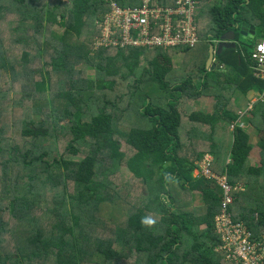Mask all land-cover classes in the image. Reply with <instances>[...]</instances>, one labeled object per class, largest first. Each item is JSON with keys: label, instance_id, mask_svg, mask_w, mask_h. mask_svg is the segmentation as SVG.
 Here are the masks:
<instances>
[{"label": "trees", "instance_id": "16d2710c", "mask_svg": "<svg viewBox=\"0 0 264 264\" xmlns=\"http://www.w3.org/2000/svg\"><path fill=\"white\" fill-rule=\"evenodd\" d=\"M106 2L0 0V264H235L215 250L223 189L194 171L213 157L233 187L228 211L261 239L264 100L242 118L237 101L264 89L251 58L264 0H196V47L165 49L94 48ZM243 23L254 43L241 41ZM230 30L236 46L207 68L210 45ZM200 42L199 64L175 68L177 51ZM212 95V112L193 104ZM242 124L258 135V167ZM122 166L131 176L119 184Z\"/></svg>", "mask_w": 264, "mask_h": 264}, {"label": "built area", "instance_id": "2783aa9c", "mask_svg": "<svg viewBox=\"0 0 264 264\" xmlns=\"http://www.w3.org/2000/svg\"><path fill=\"white\" fill-rule=\"evenodd\" d=\"M106 1L108 9L100 21L97 20L100 25L96 23L99 33L94 37V48L194 47L199 40L194 20L196 0H175L172 4L140 0L136 5ZM251 58L254 75L264 80V39L255 44ZM259 100H264V89L238 110L240 118ZM234 127L232 124V129ZM197 165L198 173L213 179L223 189L221 209L214 218V230L221 240L215 250L222 252L226 261L235 264H264V235L261 239L255 238L249 227L243 221H235L228 211L234 196L227 174H218L212 169L213 157L210 154H204ZM240 187L239 184L235 186L236 189Z\"/></svg>", "mask_w": 264, "mask_h": 264}, {"label": "rangeland", "instance_id": "374dc122", "mask_svg": "<svg viewBox=\"0 0 264 264\" xmlns=\"http://www.w3.org/2000/svg\"><path fill=\"white\" fill-rule=\"evenodd\" d=\"M99 21H97L96 23L100 25V22ZM96 27L99 28V26H96ZM1 29H4V27H2ZM52 29H55L56 32H62V29L63 28L60 27V26H58V25H55V26L52 27ZM241 41L246 42V43H254L255 38L253 36H248V37L241 38ZM201 43L202 42H200L199 45H198V46H200L199 49L194 48L191 51L190 50L189 51H186L185 54H181L180 53L181 51L178 50L177 51L178 54L176 53L177 54L176 55V58L173 55L174 56V65H175V68H178L179 67V65H180L179 62L180 61H182V66L188 65V63H189L190 60L191 61L194 60V64H199V59H200V56H201L199 54V52H200V50H201V48L203 46V44H201ZM133 48H135V47H133ZM21 49H22L21 47H18V50L16 51L15 54L19 56L20 53H21V51H20ZM33 49L34 48H31V50H33ZM112 49H114V48H112ZM112 51L114 52V50H112ZM153 52L154 51H150L149 52V55H152ZM81 67L83 69H85L90 76H94V69H93L92 66L88 65L87 63H84ZM216 98H217L216 95H212V96H202V97L194 100L193 104L197 108L202 109L203 111L212 112V110L214 109V107H213L214 105L213 104L216 101ZM259 101H261V100H259ZM237 103L239 104V106H242V104H244L246 106V104L248 103V101L246 103V99H244L242 101V98H241V99H239L237 101ZM238 110H240V109H238ZM242 127L246 128L247 132L250 133V135H251V139L250 140H251L252 145L254 146L253 147L254 148L253 153H254L256 150H258L257 149V147H258V135L256 133V130H255V128L252 125H249V124H242ZM206 131L208 132L209 129L206 128ZM231 131H233V129H232L231 125H230V127L228 129H225V130L223 129V131L218 130L216 136L217 137L223 136V139L224 138H228V134L231 133ZM123 150H126V149L123 147ZM256 155H258V154H256ZM198 172L199 171L196 168L195 171H194V173L195 174L196 173L198 174ZM119 174H117L115 176L116 181L119 182V184H120V182H123L124 183L125 182L124 180L125 179L127 180V178H129L131 176V173L126 168V166H122L121 167V171L119 172ZM110 180H112V177H110ZM197 196L199 197L198 200H199V203H200V196H199V194H197ZM196 204H198V203L196 202ZM108 211H109V209L107 208L106 211L104 212V214L107 215L108 214L107 213Z\"/></svg>", "mask_w": 264, "mask_h": 264}, {"label": "water", "instance_id": "95a60500", "mask_svg": "<svg viewBox=\"0 0 264 264\" xmlns=\"http://www.w3.org/2000/svg\"><path fill=\"white\" fill-rule=\"evenodd\" d=\"M239 32L241 35L247 37L248 35H254L255 34V28H249V25L247 23H243L239 27ZM236 34L233 30L225 32L221 37L217 44H212L209 47V57L206 62L207 68L209 67L210 63L213 60L214 54H219L222 50L225 48L235 47L236 43L233 42L235 39ZM212 68H214V64L212 65Z\"/></svg>", "mask_w": 264, "mask_h": 264}, {"label": "crops", "instance_id": "0c3cea01", "mask_svg": "<svg viewBox=\"0 0 264 264\" xmlns=\"http://www.w3.org/2000/svg\"><path fill=\"white\" fill-rule=\"evenodd\" d=\"M103 16V15H102ZM100 18H102V17H100ZM99 18V19H100ZM98 18H96L95 19V25H96V21L97 20H99ZM97 26V25H96ZM98 29V28H97ZM98 34V33H97ZM96 34V35H97ZM198 38H199V36H198ZM220 40V39H219ZM219 40H215V42L213 43V44H217L218 42H219ZM198 42H199V40H198ZM197 42V43H198ZM197 45V44H196ZM196 45L194 46V47H196ZM189 48H191V47H189ZM215 56H213V60H212V62L210 63V65H209V67L213 64V62H215V58H214ZM215 64V63H214ZM216 65V64H215ZM216 67V66H215ZM257 92H254V91H249L246 95H241V98H242V101L244 100V99H246V103H247V101H249V99L251 98V97H253L255 94H256ZM240 98V99H241ZM245 106V105H244ZM240 109V108H239ZM250 143H251V141H250ZM252 144V143H251ZM254 146L252 145V150L250 151V154H249V162H250V164L252 165V166H259L260 165V163H261V149H260V147L258 146L257 147V149L258 150H256L254 153H253V151H254V148H253ZM256 154H258V155H256ZM195 174V173H194ZM195 175H197V173L195 174ZM264 177V176H263ZM264 179V178H263ZM262 182H263V180L261 179V184H262ZM195 197L196 198H194V203L196 204V202L199 204V197L197 196V195H195ZM235 213H236V211H235ZM251 218H257V213H254L253 212V214L251 215Z\"/></svg>", "mask_w": 264, "mask_h": 264}]
</instances>
